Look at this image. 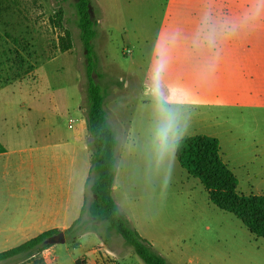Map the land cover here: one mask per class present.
Wrapping results in <instances>:
<instances>
[{"label":"crops","instance_id":"0c3cea01","mask_svg":"<svg viewBox=\"0 0 264 264\" xmlns=\"http://www.w3.org/2000/svg\"><path fill=\"white\" fill-rule=\"evenodd\" d=\"M28 34L23 35L30 37L34 73L61 52L43 47L38 54ZM146 81L173 116L182 117L184 136L218 139L222 159L235 175L238 168L248 176L256 173L257 162L264 159V128L259 136L234 128L246 117L264 124V0H166ZM80 93V85L63 88L59 95L67 101L54 106L42 102L40 92L33 103L0 105V142L6 148L0 153V253L44 232L64 231L80 217L92 160ZM107 120L118 142L112 194L138 231L126 180L144 166L147 152H138L144 143L152 153V131L147 127L151 132L145 140L140 134L134 138L131 128L121 127L109 110ZM235 141L251 145L245 147L249 153L238 149L235 154ZM239 159L244 162L237 163ZM104 247L117 256L98 231L90 230L75 245L55 244L40 256L45 264H102Z\"/></svg>","mask_w":264,"mask_h":264},{"label":"rangeland","instance_id":"374dc122","mask_svg":"<svg viewBox=\"0 0 264 264\" xmlns=\"http://www.w3.org/2000/svg\"><path fill=\"white\" fill-rule=\"evenodd\" d=\"M17 2L18 14L8 12L0 16L1 38L6 32L19 37L29 30L38 54L43 53V47L58 49L55 43L63 33L53 27L50 18L60 16L64 29L71 32L74 47L40 63L31 75L12 80L17 64L7 63L6 50L10 46L3 47L5 43H1L0 88L9 86L0 94V105L33 103L32 97L39 92L42 102L48 105L64 104L67 100L61 98L59 90L80 85L79 106L85 108L86 115L87 66L91 61L93 79L104 94L106 113L109 110L110 115L118 118L121 127L131 128L134 138L140 134L145 140L152 131V153L144 143L138 150L147 152L144 166L132 171L126 180L129 203L136 205L131 215L134 214L132 219L139 233L172 264H264V238L250 233L233 214L217 208L200 181L181 168L174 144L186 135L182 117L175 118L146 81L151 44L157 27L162 24L166 0H90L96 31L91 52L81 38L77 0ZM126 52L132 54L125 55ZM22 80L23 84L17 83ZM256 122L249 117L240 118L234 129L259 136L264 124ZM168 125L175 134L169 133L165 144L162 132ZM249 146L238 141L231 144L235 154L238 149L249 153L245 149ZM254 169L256 173L250 176L243 168L236 170L238 191L264 195V159ZM91 200L88 193V205ZM88 218L85 213L84 219ZM92 225L106 235V244L117 253V264H144L120 237L108 235L98 222Z\"/></svg>","mask_w":264,"mask_h":264},{"label":"trees","instance_id":"16d2710c","mask_svg":"<svg viewBox=\"0 0 264 264\" xmlns=\"http://www.w3.org/2000/svg\"><path fill=\"white\" fill-rule=\"evenodd\" d=\"M17 3V0H0V16L8 12L18 14ZM76 5L81 38L85 48L91 52L92 41L96 37L91 10L89 11L91 3L90 0H77ZM50 20L53 27L60 29L63 33L58 43H55V47L61 53L72 50L74 45L71 32L64 29L60 16L52 17ZM1 43H5L3 47L10 46V49L6 50L7 63L17 64L12 80H17L35 69L32 63V45L26 36L16 37L6 32L4 38L0 40V46ZM12 67L9 66V69H13ZM93 69L90 61L87 66L86 119L92 160L86 182V197L82 213L71 227L64 231H47L19 246L1 252L0 264H45L40 255L45 249L53 246L46 243L49 237L63 232L66 242L75 245L82 234L90 230L97 231V227L91 226L97 222L108 235L120 237L144 264H172L132 227L130 221L120 213L113 197L112 190L117 173L118 142L108 124L107 113L104 109V95L100 85L93 79ZM5 151L6 148L0 142V153ZM174 153L181 168L189 176L200 181L208 193L209 200L217 208L233 214L250 233L264 238V195H246L238 191L237 177L222 159L218 139L205 135L184 136L175 142ZM88 193L92 195L89 205L87 204ZM85 213H88V219H84ZM100 236L105 243L108 242L106 235L100 234ZM77 264L83 263L77 261Z\"/></svg>","mask_w":264,"mask_h":264},{"label":"built area","instance_id":"2783aa9c","mask_svg":"<svg viewBox=\"0 0 264 264\" xmlns=\"http://www.w3.org/2000/svg\"><path fill=\"white\" fill-rule=\"evenodd\" d=\"M102 259V264H115L117 256L112 251L104 247L102 250Z\"/></svg>","mask_w":264,"mask_h":264},{"label":"water","instance_id":"95a60500","mask_svg":"<svg viewBox=\"0 0 264 264\" xmlns=\"http://www.w3.org/2000/svg\"><path fill=\"white\" fill-rule=\"evenodd\" d=\"M65 242H66V236L63 232H60L57 235L51 236L46 240V243L49 245L64 244Z\"/></svg>","mask_w":264,"mask_h":264},{"label":"clouds","instance_id":"9594fccd","mask_svg":"<svg viewBox=\"0 0 264 264\" xmlns=\"http://www.w3.org/2000/svg\"><path fill=\"white\" fill-rule=\"evenodd\" d=\"M169 133H172L173 135L175 134L174 133V129L172 128L171 125H168L167 127H165V129L163 130L162 132V139H163V142L165 144H167L168 142V139H169Z\"/></svg>","mask_w":264,"mask_h":264}]
</instances>
